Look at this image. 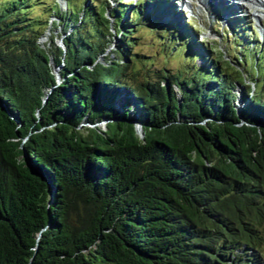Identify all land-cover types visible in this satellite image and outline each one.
<instances>
[{
  "label": "trees",
  "instance_id": "trees-1",
  "mask_svg": "<svg viewBox=\"0 0 264 264\" xmlns=\"http://www.w3.org/2000/svg\"><path fill=\"white\" fill-rule=\"evenodd\" d=\"M36 1L0 0V264H264V44L233 62L143 0ZM140 24L203 63L139 80Z\"/></svg>",
  "mask_w": 264,
  "mask_h": 264
},
{
  "label": "rangeland",
  "instance_id": "rangeland-1",
  "mask_svg": "<svg viewBox=\"0 0 264 264\" xmlns=\"http://www.w3.org/2000/svg\"><path fill=\"white\" fill-rule=\"evenodd\" d=\"M41 1L50 2L53 0ZM57 1L60 9L65 10L64 0ZM77 1L80 4L83 2V0ZM125 1L128 3V0ZM136 1L138 0H132L133 4ZM147 1H142V7H144L145 13L150 12V14H152V19H150V21L155 23L156 27L161 26L162 29L165 27L176 28L178 35L182 33L184 34L185 32H194V34L198 36L200 40H208V45L215 48L216 50L229 47L228 57L225 55L226 60L231 59L233 62H235V57L238 56L244 60V51H259V47L264 44V19L261 21V19L254 17L252 15L254 10L249 9V7L247 10H245L246 14H244L247 16H243L242 19L236 20L234 19L236 15H234L231 19H227V16L230 13L228 12L229 10H227L229 8L224 4H222L224 5L223 7L222 5L216 6L215 4L202 7V4L199 2V0H187L188 2L186 7H188V11H183L181 6L178 4L179 0ZM36 2H40V0ZM241 2L244 1L241 0ZM189 4L192 6H189ZM139 6L140 4L138 3L134 6L132 5L131 8L135 9ZM41 7V5H34L30 11L31 15L36 16L42 12L43 10ZM256 8H258V6H256ZM47 14L48 13L45 15ZM225 18L227 20H225ZM232 19H234V22L231 21ZM187 23L189 24V27ZM139 27L140 28L138 31H136L135 36H137V43L134 47V50L138 54V60L133 65V68L139 70V80L142 79L144 72L146 71L145 68L147 67H149L150 70L162 69L164 71L176 72L177 69H186L189 66L200 65L203 63L204 60L198 57L187 62V57L185 55L174 54L173 51H169L167 48H165L163 44L164 40L159 39L156 36L155 31L150 32L149 29H146L145 24H140ZM52 33L54 35L60 33V28L51 29L50 31L47 29L44 35L40 38V42L42 44H47L49 35ZM61 36L63 35H60L59 37L56 35V44L58 43V40L61 38ZM193 40L196 39L191 38L190 42ZM116 43L117 39H114L109 49L114 48ZM218 54L214 53L216 57H219ZM250 57L253 59L254 56L250 55ZM242 64V70H244L245 67L246 69H253L251 68L252 66L248 65L247 63L243 62ZM53 71L56 73L57 70ZM248 81L249 78L247 79V83ZM236 104L237 108L240 109L242 105L241 102L238 101ZM132 105L134 106L135 102H132ZM129 117L132 119V112H130ZM99 124H101L103 128V122H99ZM84 125L87 126V124Z\"/></svg>",
  "mask_w": 264,
  "mask_h": 264
},
{
  "label": "bare ground",
  "instance_id": "bare-ground-1",
  "mask_svg": "<svg viewBox=\"0 0 264 264\" xmlns=\"http://www.w3.org/2000/svg\"><path fill=\"white\" fill-rule=\"evenodd\" d=\"M200 1L203 4L202 7H206L207 4H205V0H200ZM213 1L214 0H212L209 3L211 4ZM222 1H227L228 3H232L230 0H222ZM243 1H244V5H247L249 9L254 10L252 14L254 17H256L257 19H261V21L264 19V13H263L264 12V0H243ZM184 2H186V0ZM256 6H258V8H256ZM234 10L239 11V12L242 11V9L239 8L238 5L234 7ZM227 18L230 19V16H228Z\"/></svg>",
  "mask_w": 264,
  "mask_h": 264
},
{
  "label": "water",
  "instance_id": "water-1",
  "mask_svg": "<svg viewBox=\"0 0 264 264\" xmlns=\"http://www.w3.org/2000/svg\"><path fill=\"white\" fill-rule=\"evenodd\" d=\"M62 39H63V36H61V38L58 40V43L56 45L59 46L60 48H62L63 50H65V46L63 44V40ZM51 64H53V70H57L56 73H54V74H55V78H56V84H59L61 82V79H60V76H59V73H58L59 67L55 66L54 63H53V61H51ZM47 94L45 95V97L43 99V102L46 101ZM131 121L135 124L136 133L139 135V137L142 138L144 136V132H143V129H142L141 125L140 124H136L133 119H131ZM95 125L99 126L101 129H104L105 130V122H103V128H102V125L99 124V123H97ZM95 125H91V126H95ZM26 162L29 165V162L28 161H26ZM40 235L41 234L38 233L37 240L39 239ZM35 249H36V246H35Z\"/></svg>",
  "mask_w": 264,
  "mask_h": 264
}]
</instances>
